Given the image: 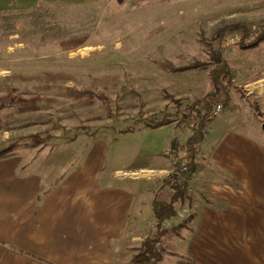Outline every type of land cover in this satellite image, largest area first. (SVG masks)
Masks as SVG:
<instances>
[{
    "label": "rangeland",
    "instance_id": "obj_1",
    "mask_svg": "<svg viewBox=\"0 0 264 264\" xmlns=\"http://www.w3.org/2000/svg\"><path fill=\"white\" fill-rule=\"evenodd\" d=\"M9 1L0 0V150L9 147L10 155L22 158L23 173L44 169L55 185L73 172L99 167L106 150L128 129L150 132V126L171 121L170 134L186 110L214 90L209 65L219 47L232 86L215 109L234 108L245 133L264 136V33L255 38L250 30L264 24V0H68L27 8ZM225 23L246 24L249 40L243 42V32L234 31L218 42L217 30ZM234 34L238 43L225 48ZM230 113L227 108L223 115L234 121ZM214 121L206 129L204 148L218 129ZM170 164L171 174L175 162ZM99 172L104 179L114 173L106 164ZM164 174L144 171L136 177L144 183L136 210L140 218L132 217L124 251L117 252L123 264H131L155 229L151 204L170 198ZM150 183L158 191L144 196ZM196 203L201 204L186 201L174 222L166 224L160 264L188 258Z\"/></svg>",
    "mask_w": 264,
    "mask_h": 264
},
{
    "label": "crops",
    "instance_id": "obj_2",
    "mask_svg": "<svg viewBox=\"0 0 264 264\" xmlns=\"http://www.w3.org/2000/svg\"><path fill=\"white\" fill-rule=\"evenodd\" d=\"M67 1L8 4L27 8ZM260 99L264 114V92ZM224 108L213 120L216 134L206 148L201 146L196 171L188 181V194L201 203H196V219L190 225L194 232L185 250L188 258L171 264H264L262 127L255 131L259 137H252L235 120L234 108L226 104ZM227 108L234 121L223 115ZM169 126L121 135L99 167L73 172L55 185L48 182L44 169L23 173L27 167L22 158L0 160V264H123L117 252L124 251L132 217L140 218L136 210L144 183L142 177L136 178L138 173L164 172L161 181L170 175L167 156L175 128L168 134ZM104 164L114 172L105 179L99 172ZM154 185L146 186L144 196L157 193ZM44 194L47 197L39 202ZM138 239L133 236L131 241Z\"/></svg>",
    "mask_w": 264,
    "mask_h": 264
},
{
    "label": "trees",
    "instance_id": "obj_3",
    "mask_svg": "<svg viewBox=\"0 0 264 264\" xmlns=\"http://www.w3.org/2000/svg\"><path fill=\"white\" fill-rule=\"evenodd\" d=\"M234 31L243 32V42L249 40L250 34L246 24L225 23L217 30V41L219 42V39H223L224 36ZM209 66H212L211 80L214 90L205 97L203 103L199 104H202V107L199 105L189 107L186 110V117L180 119L175 127V134L170 151L175 165L172 173L163 181V187L167 186L170 189L171 195L167 200L154 201L153 213L155 229L143 241L138 250V254L132 258L131 264H160L162 261L160 245L162 238L167 233L166 224L174 222L178 215L179 207L186 201L190 205L193 203V199L188 194V181L196 171L197 157L205 139L206 128L217 117L215 114V106L218 103V98L221 95L229 96L232 86L231 72L224 57L223 49L219 47L212 52ZM172 123L171 121H162L150 126V128L157 129ZM133 131L128 129L122 134ZM10 152L11 149L9 147L5 150H0V160L11 158L12 155L9 154ZM182 163H185L188 167L187 172H181L180 167Z\"/></svg>",
    "mask_w": 264,
    "mask_h": 264
},
{
    "label": "built area",
    "instance_id": "obj_4",
    "mask_svg": "<svg viewBox=\"0 0 264 264\" xmlns=\"http://www.w3.org/2000/svg\"><path fill=\"white\" fill-rule=\"evenodd\" d=\"M250 30H251V34L253 35V37L258 38L260 34L264 33V24H254L251 26ZM238 36L239 35H236V34L230 35V37H228L227 40L225 41L224 47L230 48V46L234 45L235 43H238L237 41V39L239 38ZM222 110H223V106L218 105L215 109L216 116H218ZM180 168H181V172L188 171V167L186 166L185 163H182Z\"/></svg>",
    "mask_w": 264,
    "mask_h": 264
},
{
    "label": "water",
    "instance_id": "obj_5",
    "mask_svg": "<svg viewBox=\"0 0 264 264\" xmlns=\"http://www.w3.org/2000/svg\"><path fill=\"white\" fill-rule=\"evenodd\" d=\"M262 129H263V132H264V124H263V126H262Z\"/></svg>",
    "mask_w": 264,
    "mask_h": 264
}]
</instances>
